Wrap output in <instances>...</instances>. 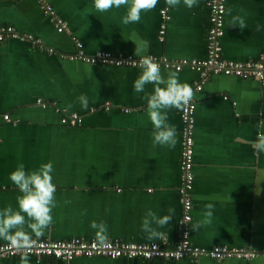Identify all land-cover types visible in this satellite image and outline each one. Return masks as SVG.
I'll use <instances>...</instances> for the list:
<instances>
[{
  "label": "crops",
  "instance_id": "0c3cea01",
  "mask_svg": "<svg viewBox=\"0 0 264 264\" xmlns=\"http://www.w3.org/2000/svg\"><path fill=\"white\" fill-rule=\"evenodd\" d=\"M206 1L188 9L183 0L175 8L158 0L154 9L141 11L139 22L124 24L131 0L107 11L96 0H46L66 25L58 33L37 0H0V28L11 26L32 39L0 41V210L17 207L19 191L9 174L19 164L31 171L51 162L57 189L52 225L32 238L97 240L90 227L96 221L107 225L108 240L156 242L167 248L177 243L182 214L180 110H168L175 146H153L145 93L133 87L142 68L70 57L77 53V42L85 55L104 51L140 57L135 44L146 40L149 48L141 55L203 60L209 28ZM162 9L170 21L160 40ZM225 9L221 58L239 63L264 59V0H226ZM236 15L245 19L246 28L231 26ZM170 71L175 70L161 69L165 77ZM175 72L192 87L195 101L190 241L205 250L219 245L255 250L259 256L218 261L80 257L69 264H264V152L252 146L257 132L264 130V81L215 75L195 91L196 71ZM152 89L147 85L145 91ZM82 94L88 98L87 109L78 101ZM70 113L80 116L81 124L62 125L61 117ZM209 203L214 205L210 223L193 231V225L207 219L203 213ZM169 208L175 209L171 221L158 229L163 237L149 239L141 230L145 213L164 216ZM6 242L0 239V244ZM20 257L0 264H20ZM28 259L29 264H60L50 258Z\"/></svg>",
  "mask_w": 264,
  "mask_h": 264
},
{
  "label": "built area",
  "instance_id": "2783aa9c",
  "mask_svg": "<svg viewBox=\"0 0 264 264\" xmlns=\"http://www.w3.org/2000/svg\"><path fill=\"white\" fill-rule=\"evenodd\" d=\"M41 11L48 16L55 25L58 33H64L66 25L64 21L57 17L54 9L46 0H37ZM206 6L209 10V28L206 33L207 56L203 60L180 59L170 61L163 56H152L161 65V69H174L181 71L184 68H190L199 74V81L195 86V91H200L202 83L211 76L224 75L234 76L243 79H255L264 81V59L256 61L239 63L235 61H226L221 58V38L224 33V15L226 0H207ZM161 25L158 31L161 40L165 33V28L170 21V16L166 9L160 11ZM8 38L19 40H31V36L19 34L11 27L0 28V41ZM39 45L38 41H33ZM77 53L71 56V60H82L86 63H100L102 65L141 68L140 57L132 55H113L110 52L98 51L92 55H85L80 43H76ZM47 51L53 52L51 49ZM45 107V104H41ZM106 110L109 107L105 108ZM194 111L195 101L192 98L191 103L183 109H180L181 120V151H180V185L178 195L181 203L182 214L178 220V241L170 248L156 242L133 243L120 240H108L100 244L97 240H84L81 238H72L69 240H50L32 238L33 247L27 253L28 256L37 259L50 258L59 261L62 264H69L76 258L102 257L107 259H137V260H172L180 261L182 259H198L206 257L210 260H228L245 259L249 260L259 256L260 252L245 249H229L226 246H214L208 250L195 247L190 241V223L192 220V190L194 183L193 157H194ZM6 121L9 116L4 115ZM82 118L77 114H63L60 123L66 126H77L81 124ZM23 252H18L10 245V242L0 244V260L13 259L20 257Z\"/></svg>",
  "mask_w": 264,
  "mask_h": 264
},
{
  "label": "clouds",
  "instance_id": "9594fccd",
  "mask_svg": "<svg viewBox=\"0 0 264 264\" xmlns=\"http://www.w3.org/2000/svg\"><path fill=\"white\" fill-rule=\"evenodd\" d=\"M169 8L178 7L181 0H165ZM129 0H96V5L101 11H107L113 5L119 7L128 4ZM158 0H131V6L122 17V23H137L140 20L141 11H150L156 7ZM184 6L192 9L198 6V0H183ZM231 8L228 14L231 15ZM243 11V10H241ZM231 26L239 25L240 29L247 27L245 19L240 16H232ZM257 30L259 26H257ZM135 55L140 56L139 63L142 71L134 81L133 87L137 93H145L147 116L152 124L153 146L174 147L176 144V129L168 123V110L186 108L192 101L193 89L187 83L180 82L178 74L170 71L167 76L162 74L161 65L146 53L149 42L140 40L135 44ZM152 85V91L146 92V86ZM82 108H88V98L85 95L78 97ZM260 127L264 129V121ZM257 152H264V130L258 131L256 139L252 142ZM53 164L51 162L41 164L38 168L26 171L23 164H19L9 174L10 181L16 186L19 195L16 197V208L11 205L0 210V239L9 241L10 245L18 252L24 254L20 257V264H29L27 253L33 247L32 236H42L53 223L52 211L57 207L56 185L53 183ZM203 215L207 218L193 225V231L210 223L213 216L214 205H205ZM168 215L159 216L152 210H148L141 223V230L148 234L149 239L162 238L164 233L158 229L163 228L172 219L175 209L169 208ZM90 227L96 230V238L100 244L107 241V225L103 222L93 221Z\"/></svg>",
  "mask_w": 264,
  "mask_h": 264
},
{
  "label": "trees",
  "instance_id": "16d2710c",
  "mask_svg": "<svg viewBox=\"0 0 264 264\" xmlns=\"http://www.w3.org/2000/svg\"><path fill=\"white\" fill-rule=\"evenodd\" d=\"M60 264H62V263H60Z\"/></svg>",
  "mask_w": 264,
  "mask_h": 264
}]
</instances>
